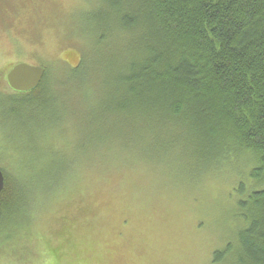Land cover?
Wrapping results in <instances>:
<instances>
[{"label":"rangeland","instance_id":"obj_1","mask_svg":"<svg viewBox=\"0 0 264 264\" xmlns=\"http://www.w3.org/2000/svg\"><path fill=\"white\" fill-rule=\"evenodd\" d=\"M103 11L95 0H0L1 91L11 93L13 65L52 72L83 56L80 70L50 75L42 112L34 103L14 114L0 94V168L35 200L0 229V264H239L236 186L247 165L201 172L178 131L148 135L139 121L127 132L134 118L102 110L129 56L113 23L99 22ZM46 147L76 160L65 172L68 158ZM228 244L232 253L215 261Z\"/></svg>","mask_w":264,"mask_h":264},{"label":"trees","instance_id":"obj_2","mask_svg":"<svg viewBox=\"0 0 264 264\" xmlns=\"http://www.w3.org/2000/svg\"><path fill=\"white\" fill-rule=\"evenodd\" d=\"M95 1L104 7L102 27L111 21L122 49L129 50L126 63L109 77L110 101L102 110L134 118L129 129L118 120V131H133L139 121V127L146 122L148 135L178 131L201 172L242 160L248 181L236 186L243 195L235 204L243 223L235 242L237 259L239 264H264V0ZM80 49L75 66L64 62L50 72L43 65L44 76L34 91L0 90L10 112L19 114L34 103L42 112L50 75L80 70ZM103 140L100 145L107 148ZM48 147L68 158L65 172L76 160L67 150ZM1 170L0 229L9 231L19 214L31 213L35 200ZM233 247L216 251L214 260H222Z\"/></svg>","mask_w":264,"mask_h":264},{"label":"water","instance_id":"obj_3","mask_svg":"<svg viewBox=\"0 0 264 264\" xmlns=\"http://www.w3.org/2000/svg\"><path fill=\"white\" fill-rule=\"evenodd\" d=\"M44 69L25 63L14 65L5 76L7 86L15 93L25 94L34 91L42 81ZM4 178L0 170V193L3 190Z\"/></svg>","mask_w":264,"mask_h":264},{"label":"flooded vegetation","instance_id":"obj_4","mask_svg":"<svg viewBox=\"0 0 264 264\" xmlns=\"http://www.w3.org/2000/svg\"><path fill=\"white\" fill-rule=\"evenodd\" d=\"M18 94V93H17Z\"/></svg>","mask_w":264,"mask_h":264}]
</instances>
